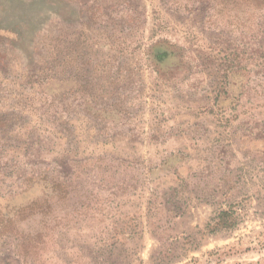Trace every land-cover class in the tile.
<instances>
[{
  "label": "rangeland",
  "instance_id": "obj_1",
  "mask_svg": "<svg viewBox=\"0 0 264 264\" xmlns=\"http://www.w3.org/2000/svg\"><path fill=\"white\" fill-rule=\"evenodd\" d=\"M0 264H264V0H0Z\"/></svg>",
  "mask_w": 264,
  "mask_h": 264
},
{
  "label": "trees",
  "instance_id": "obj_2",
  "mask_svg": "<svg viewBox=\"0 0 264 264\" xmlns=\"http://www.w3.org/2000/svg\"><path fill=\"white\" fill-rule=\"evenodd\" d=\"M35 205H38V203H35ZM223 213V226H230L233 225V220L228 219V212L223 210L221 211V214ZM233 219V218H232Z\"/></svg>",
  "mask_w": 264,
  "mask_h": 264
}]
</instances>
